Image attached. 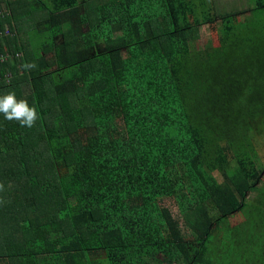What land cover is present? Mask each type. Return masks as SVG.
Listing matches in <instances>:
<instances>
[{"label": "trees", "instance_id": "16d2710c", "mask_svg": "<svg viewBox=\"0 0 264 264\" xmlns=\"http://www.w3.org/2000/svg\"><path fill=\"white\" fill-rule=\"evenodd\" d=\"M248 3L0 0V96L38 113L0 114V264H264V0Z\"/></svg>", "mask_w": 264, "mask_h": 264}, {"label": "rangeland", "instance_id": "374dc122", "mask_svg": "<svg viewBox=\"0 0 264 264\" xmlns=\"http://www.w3.org/2000/svg\"><path fill=\"white\" fill-rule=\"evenodd\" d=\"M207 5L213 9V11L221 12H228L234 13L237 10H246L249 7L248 0H206ZM247 14H238V20H241V17H245ZM85 27V26H84ZM85 29V28H84ZM204 29V28H203ZM209 38V31L201 32L200 38L196 41L195 45L199 48H202L203 45L206 43L207 39ZM263 185V184H262ZM257 195L255 193H249L246 200L247 202H252L257 199ZM163 205L168 206L173 213H177V208L172 199H165L163 201ZM243 217L238 215H233L230 218L231 225H237L238 223L242 222Z\"/></svg>", "mask_w": 264, "mask_h": 264}, {"label": "clouds", "instance_id": "9594fccd", "mask_svg": "<svg viewBox=\"0 0 264 264\" xmlns=\"http://www.w3.org/2000/svg\"><path fill=\"white\" fill-rule=\"evenodd\" d=\"M0 114L9 121H18L22 126L29 128L33 127L38 119L36 108L29 106L27 100H18L14 92L0 96Z\"/></svg>", "mask_w": 264, "mask_h": 264}, {"label": "built area", "instance_id": "2783aa9c", "mask_svg": "<svg viewBox=\"0 0 264 264\" xmlns=\"http://www.w3.org/2000/svg\"><path fill=\"white\" fill-rule=\"evenodd\" d=\"M1 60L7 62V57H6V59L1 57Z\"/></svg>", "mask_w": 264, "mask_h": 264}]
</instances>
